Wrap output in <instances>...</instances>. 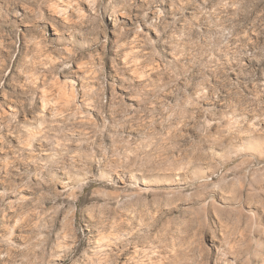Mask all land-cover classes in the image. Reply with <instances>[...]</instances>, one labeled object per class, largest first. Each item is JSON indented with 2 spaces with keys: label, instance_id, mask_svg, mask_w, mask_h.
<instances>
[{
  "label": "rangeland",
  "instance_id": "obj_1",
  "mask_svg": "<svg viewBox=\"0 0 264 264\" xmlns=\"http://www.w3.org/2000/svg\"><path fill=\"white\" fill-rule=\"evenodd\" d=\"M0 264H264V0H0Z\"/></svg>",
  "mask_w": 264,
  "mask_h": 264
},
{
  "label": "bare ground",
  "instance_id": "obj_2",
  "mask_svg": "<svg viewBox=\"0 0 264 264\" xmlns=\"http://www.w3.org/2000/svg\"><path fill=\"white\" fill-rule=\"evenodd\" d=\"M60 91L58 92V96L53 97L52 95L45 94L44 96V105H54L58 103H63L67 105L71 103L75 98V93L73 89L67 88V86H60Z\"/></svg>",
  "mask_w": 264,
  "mask_h": 264
}]
</instances>
